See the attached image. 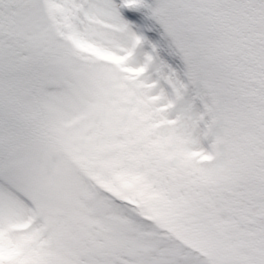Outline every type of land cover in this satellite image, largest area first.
I'll return each mask as SVG.
<instances>
[{"label": "snow or ice", "instance_id": "6c2138e0", "mask_svg": "<svg viewBox=\"0 0 264 264\" xmlns=\"http://www.w3.org/2000/svg\"><path fill=\"white\" fill-rule=\"evenodd\" d=\"M105 81L144 118L155 199L103 193L79 264H264V0H0V135Z\"/></svg>", "mask_w": 264, "mask_h": 264}, {"label": "rangeland", "instance_id": "374dc122", "mask_svg": "<svg viewBox=\"0 0 264 264\" xmlns=\"http://www.w3.org/2000/svg\"><path fill=\"white\" fill-rule=\"evenodd\" d=\"M143 119L123 85L85 83L42 100L7 137L0 135V249L16 252L9 264H79L86 228L107 215L100 188L126 199L136 197L135 188L145 192L132 167L143 155ZM93 176L102 184L92 186ZM14 192L39 206L24 233L11 225L29 222L33 213ZM153 199L146 193L147 204ZM148 211L162 215L151 206Z\"/></svg>", "mask_w": 264, "mask_h": 264}]
</instances>
